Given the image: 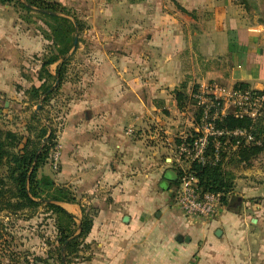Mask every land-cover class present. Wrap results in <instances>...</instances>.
<instances>
[{
	"label": "crops",
	"instance_id": "0c3cea01",
	"mask_svg": "<svg viewBox=\"0 0 264 264\" xmlns=\"http://www.w3.org/2000/svg\"><path fill=\"white\" fill-rule=\"evenodd\" d=\"M57 1L72 6L88 21L82 35L91 41L85 45L98 59L97 65L90 64L88 76L73 85L60 134L63 151L57 182L80 186L97 197L110 196L103 203L98 200L96 237L102 235L99 227H114L126 232L131 241L134 226L148 222L151 207L158 205L162 213L157 216L172 221V231L178 232L183 224L171 215L172 205L163 197L147 199L148 150L143 140L147 127L154 125L165 134L178 129L175 118L180 110L173 91L183 83L193 87V97L213 93L217 86L234 88L237 84L264 92V0ZM24 14L13 5L0 4V106L5 113L13 112L28 90L45 81L40 75L42 56L51 44L43 34L48 26L43 22L37 29ZM59 64L49 67L53 76ZM131 129L134 135L128 132ZM262 160L264 154L253 166H241L234 184L240 220L246 225L250 221L258 248L264 252ZM62 206L69 212L80 209ZM129 210L133 217L126 224L121 212ZM238 216L228 204L211 224L188 223L229 229ZM112 247L116 248L115 242ZM137 247L132 248L139 255ZM129 255L130 251L122 249L114 253L120 259Z\"/></svg>",
	"mask_w": 264,
	"mask_h": 264
},
{
	"label": "rangeland",
	"instance_id": "374dc122",
	"mask_svg": "<svg viewBox=\"0 0 264 264\" xmlns=\"http://www.w3.org/2000/svg\"><path fill=\"white\" fill-rule=\"evenodd\" d=\"M65 6L72 8L70 5ZM73 11L76 12L74 9ZM30 16L32 17L29 20H32L34 24H28L35 28L39 25L42 28L43 21L34 13ZM81 19L89 26L85 18ZM80 37L82 44L78 43L79 48L76 53H72V50L69 54V56L74 57L68 66L67 75L59 91L48 104L44 105L43 111L42 104L31 98L29 94L26 98L20 99L22 102L19 100V106H13V112L7 111L5 113L3 107L0 106V126L7 131L24 136V143L28 138H31L32 141L40 142V140H37L40 130L51 123L55 131V139L51 145L48 159L39 168L37 177L41 179L44 176H48L55 181L58 187L68 189L73 193L77 202L66 204L76 205L80 208H70L72 212L77 214L75 216L70 212L76 217L77 226L82 221V209L91 210L93 217L92 229L89 234L80 239L77 251L69 257V264H124L125 261L128 264H130V261H133L134 264H264V258L261 256L264 252L258 248L256 237H254L256 232L253 231L249 220L247 225L243 223V219L240 220L242 216L240 209L236 212L239 218H237V221L230 223L229 229L227 226H223L212 230L202 227L206 226V224L202 226L200 224H189V220L185 218L180 208L176 206L175 190L179 186L184 173L191 171L192 168L190 159H187L185 154L181 155L178 147L183 143V139H191L197 133L194 132L196 128H201V119L204 114V111L201 114V110L198 108L203 109L198 105L199 100L197 98H194L197 101L195 105L188 101L184 111H179L175 118L179 123L178 129L172 131V134H165L158 127L148 125L145 138H143L148 150L146 166L147 199L152 202L158 197H163L165 201L172 205L171 215L176 219L179 218L177 223L181 221L182 223H180L183 226L178 227V232L174 233V230L172 231L170 227L172 221L157 216L158 213H162V208L158 205L159 207H151L153 211L148 222L141 226H134L132 229L131 233H134V238L131 241L134 242L129 241L126 232L116 230L114 227H99L102 235L96 237L95 231L97 230H94L96 229L94 222L101 212L98 209V200L103 203L109 200L110 196L105 193L97 197L96 194H87L81 191L80 186H74V184L65 186L57 182L62 165L63 151L60 134L64 128L70 100L73 99V85L77 84L80 78L88 76L90 64L96 63L95 65H97L98 63V59L93 55L92 50L85 45L86 42L91 43V41L84 38L83 35ZM87 64H89V67H87ZM53 85H55V82ZM189 89L191 92L193 87H189ZM38 105H41V109L37 113ZM232 110L230 108L226 112L231 113ZM195 114L197 117L200 116V120H197L196 125L194 124ZM38 115L43 117L41 121L36 119ZM47 118L50 119V123ZM130 131H132V135L135 134L132 129L128 132L130 133ZM169 137H172V140H169ZM225 139L224 147L221 149L224 151L225 148V153L228 154L225 160V169L237 178L236 174L241 172V166L247 167L239 163L234 154L235 148L233 149L231 146V141L234 137L228 136ZM45 144L42 141V145ZM59 146H61V157L58 167H55L53 154ZM215 147V150L219 149L220 145L216 144ZM205 155L208 159L213 157L208 154V151H206ZM154 156L157 163L154 162ZM155 165L157 166L155 167ZM5 171L6 169L3 168L1 170L2 174ZM155 172L159 173V175L156 174L154 177ZM170 172L180 175L178 185H173V181L168 178L167 175ZM11 188H14V186L9 184L6 186L5 191H9ZM234 196L239 198L236 188L227 195L229 205ZM3 198H0V264H61L58 256L60 244L58 243L56 218L47 206L50 203L47 202L49 200H46L47 194L43 192L41 198L37 199L40 203L39 206L26 207L16 211L6 205V201L9 198L6 192ZM12 202L16 203V200ZM57 204L62 206L65 203ZM174 205L176 206L175 209L173 208ZM224 206L226 207L227 205ZM130 212L131 210L121 212L122 217L128 218L126 224H129L130 217H133ZM189 225L191 226L190 229L188 228ZM217 230H220L222 234L217 235ZM79 233L80 231L77 229L76 236ZM179 235L189 236L194 242L178 243L176 238ZM113 242L116 244L114 250L112 247ZM134 245H138L137 249L141 251L139 255L132 248ZM120 249L124 250V252L130 251V258L120 259L118 256L115 258L114 253L117 254ZM133 253L136 255H133ZM65 264H67V261Z\"/></svg>",
	"mask_w": 264,
	"mask_h": 264
},
{
	"label": "trees",
	"instance_id": "16d2710c",
	"mask_svg": "<svg viewBox=\"0 0 264 264\" xmlns=\"http://www.w3.org/2000/svg\"><path fill=\"white\" fill-rule=\"evenodd\" d=\"M246 2H250V0H246ZM246 2L245 4H247ZM0 4L13 5L16 9L25 13L23 18L28 22H32V20L29 19L32 17L30 15L34 13L48 26V31H43V34L46 40L51 44L47 46L46 53L42 56V76L40 75V79L44 78L45 81L41 87H33L27 92V94L31 95V98L36 99L42 104L43 111L44 105L48 104L59 91L67 75L68 66L74 57L69 56V54L74 48L76 31H78L80 37L88 26L86 22L73 11L74 8L65 6L57 0H0ZM81 42L80 37L79 43ZM78 48L79 45L76 47L75 53ZM58 62H60V64L57 67L56 76H53L49 72V67ZM57 80L60 81L59 85L49 93L50 89L54 87V82L56 84ZM234 89L238 91H252L259 95H264V92L250 90L245 84H237L234 86ZM47 93L48 95H46ZM173 93L180 111H184L188 101L193 105L197 102L192 96V91H189L187 83H183L179 88L175 89ZM198 108L201 110L200 112L202 114L204 109ZM42 118L41 115L36 116V119L39 121H41ZM47 120L50 123V119L47 118ZM197 120H200V116L197 117L195 114V125L198 122ZM215 128L225 131H235L239 129L250 132L254 138L250 143L246 142L243 137H234L231 141V146L233 149L235 148L234 154L238 162L245 167L248 168L253 166V163L264 154V114L257 119H252L247 116L237 115L234 113V110H232L231 113L223 116L220 115L215 121ZM199 136V133H195V135L188 140L192 141L193 138ZM226 137L227 136L210 138L207 151L208 154H211L213 157L209 159L205 165L198 162L193 163L190 172L198 179V187L201 192L221 194L223 195V203L228 205L229 200L227 199V195L235 188V177L225 169V160L228 154L225 153V148L224 151L221 149L224 147L223 145L225 144L224 141ZM23 139L24 136L12 131H7L0 126V198L4 199L3 197L6 192L9 195L6 205L12 208L13 211H16L26 207L39 206L40 203L37 199H40L42 193L45 192L47 194L46 200L50 201L47 206L54 213L56 218L58 243L60 244L58 249L59 260L61 264H65L66 261L67 264H69V257L77 251L80 245V239L89 234L92 229L93 217L90 212L91 210L82 209V221L81 224L77 226L76 217L61 205L57 204L76 203L77 200L73 193L68 189L58 187L55 181L48 176H44L41 179L37 177L39 168L43 166L48 159L51 145L55 139V131L51 123L40 130L37 139L40 140V142L32 141L31 138H28L24 143ZM45 139H47L46 144L43 143L45 145H42V141ZM216 144L220 145V150H215ZM40 149H42L41 152ZM217 153H219L218 160L215 159ZM3 168H5L6 171L2 174L1 170ZM177 176V180L173 181V185L179 184L180 175ZM9 184H12L14 188L5 191L6 186ZM13 200H16V203H13ZM77 229L80 233L76 236Z\"/></svg>",
	"mask_w": 264,
	"mask_h": 264
},
{
	"label": "built area",
	"instance_id": "2783aa9c",
	"mask_svg": "<svg viewBox=\"0 0 264 264\" xmlns=\"http://www.w3.org/2000/svg\"><path fill=\"white\" fill-rule=\"evenodd\" d=\"M194 98L199 100L198 105L204 109L201 128L197 130L200 136L193 138L192 141L183 139V143L178 147L181 155H187L186 157L190 159L191 164L198 162L205 165L207 163L209 159L205 153L212 137H243L248 143L254 140L250 132L246 130H217L215 121L220 115L228 114L226 111L230 108L240 116H247L252 119L261 117L264 114V95L252 91H238L234 88L217 86L213 93H199ZM131 133L132 131H130ZM60 149L61 146L53 154L55 167H58L61 157ZM218 156L219 153L215 155L216 160H218ZM222 197L221 194L201 192L198 187V179L190 171L184 173L179 186L175 190L176 205L181 209L185 218L194 223L211 224L215 222L225 209Z\"/></svg>",
	"mask_w": 264,
	"mask_h": 264
},
{
	"label": "water",
	"instance_id": "95a60500",
	"mask_svg": "<svg viewBox=\"0 0 264 264\" xmlns=\"http://www.w3.org/2000/svg\"><path fill=\"white\" fill-rule=\"evenodd\" d=\"M77 33H76V36H75V40H74V48H73V51H72V53L73 52H75V50H76V47L78 46V43H79V35H78V31H76ZM59 83H60V81L59 80H57L56 81V84L54 85V87H52L51 89H50V91H49V93L50 92H52L58 85H59ZM46 95H48V93L46 94ZM45 95V96H46ZM44 96V97H45ZM41 109V105H38V107H37V113H38V111ZM46 141H47V139H45L44 141H43V143H46ZM41 150L42 149H40V152H41ZM168 176V178L170 179V180H172V181H176L177 180V175L174 173V172H170L169 173V175H167ZM47 202H50V201H47ZM229 209L231 210V211H233V212H238L239 211V209H240V203H239V198L237 197V196H234L232 199H231V201H230V205H229ZM128 218L126 217V220H127ZM222 234V232L219 230L218 232H217V235H221ZM178 241L179 242H185V243H190L191 242V237H189V236H186V237H184V236H179L178 237ZM65 248V247H64ZM64 248H63V251H64Z\"/></svg>",
	"mask_w": 264,
	"mask_h": 264
}]
</instances>
